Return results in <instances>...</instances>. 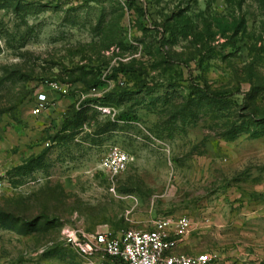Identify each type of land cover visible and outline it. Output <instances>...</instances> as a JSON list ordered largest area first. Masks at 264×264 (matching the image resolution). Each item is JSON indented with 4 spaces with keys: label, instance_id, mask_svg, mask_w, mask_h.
I'll return each mask as SVG.
<instances>
[{
    "label": "rangeland",
    "instance_id": "1",
    "mask_svg": "<svg viewBox=\"0 0 264 264\" xmlns=\"http://www.w3.org/2000/svg\"><path fill=\"white\" fill-rule=\"evenodd\" d=\"M263 1L0 0V264H83L73 228L178 217L176 252L264 264Z\"/></svg>",
    "mask_w": 264,
    "mask_h": 264
},
{
    "label": "built area",
    "instance_id": "2",
    "mask_svg": "<svg viewBox=\"0 0 264 264\" xmlns=\"http://www.w3.org/2000/svg\"><path fill=\"white\" fill-rule=\"evenodd\" d=\"M46 101V94H38L32 113H42ZM129 163L130 156L114 148L101 158L100 167L115 177L124 172ZM190 226L188 218L178 217L174 220L159 219L148 229L123 228L114 231L107 228L90 233L73 228L64 233L63 244L74 248L83 258V264H215L208 252H176L182 235Z\"/></svg>",
    "mask_w": 264,
    "mask_h": 264
},
{
    "label": "trees",
    "instance_id": "3",
    "mask_svg": "<svg viewBox=\"0 0 264 264\" xmlns=\"http://www.w3.org/2000/svg\"><path fill=\"white\" fill-rule=\"evenodd\" d=\"M264 4V1L262 2ZM208 97L214 100H220L223 98V94L220 92H208ZM70 120L65 124V129L69 126H72L73 129H77L82 126L83 121L85 120V109H75L72 110ZM40 157H36L32 159L31 161L27 162L26 164H23L16 170H19V174H24V172H31L35 169L36 163L39 161Z\"/></svg>",
    "mask_w": 264,
    "mask_h": 264
}]
</instances>
